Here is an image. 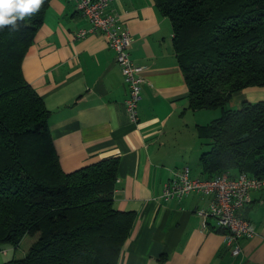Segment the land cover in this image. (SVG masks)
<instances>
[{"label":"crops","instance_id":"1","mask_svg":"<svg viewBox=\"0 0 264 264\" xmlns=\"http://www.w3.org/2000/svg\"><path fill=\"white\" fill-rule=\"evenodd\" d=\"M108 11L129 29L130 56L143 66L138 124L125 110L129 90L106 37L99 31L74 37L89 23L73 0H52L22 61L25 80L50 112L62 170L118 159L113 207L135 216L120 264H264V190L251 191V202L238 211L257 234L239 241L237 256L224 228L212 219L203 226L197 211L208 208L209 196L160 197L164 181L184 165L193 177H202L199 158L209 146L197 126L214 119L213 112L188 107L172 25L153 0H115ZM246 101H264V86L233 92L229 106L240 108ZM7 248L12 249H0V264L10 259Z\"/></svg>","mask_w":264,"mask_h":264},{"label":"trees","instance_id":"2","mask_svg":"<svg viewBox=\"0 0 264 264\" xmlns=\"http://www.w3.org/2000/svg\"><path fill=\"white\" fill-rule=\"evenodd\" d=\"M51 2L20 30H0V249L38 234L23 257L2 264H120L135 216L113 207L118 159L64 172L50 112L23 75ZM153 2L171 22L188 107L220 112L197 126L209 146L199 158L202 177L264 176V101L229 106L233 92L264 86V0Z\"/></svg>","mask_w":264,"mask_h":264},{"label":"built area","instance_id":"3","mask_svg":"<svg viewBox=\"0 0 264 264\" xmlns=\"http://www.w3.org/2000/svg\"><path fill=\"white\" fill-rule=\"evenodd\" d=\"M73 1L76 9L89 23L88 28L78 30L74 37L83 39L97 31L106 37L108 46L115 52V60L129 90L124 102L125 110L129 120L138 124L143 66L135 63L130 56L132 38L129 29L120 25L117 13L108 11L109 5L115 0ZM253 190H264V176L257 177L245 171L236 176L221 172L204 179L193 177L190 167L184 165L172 171L171 176L164 181L160 197L164 200L180 199L190 193L209 196L208 208L197 211L203 218V226L206 227L207 221L212 219L217 226L224 228L227 231V242L233 244L230 252L237 256L241 251L239 241L257 234L254 225L238 214L240 209L251 202L250 192Z\"/></svg>","mask_w":264,"mask_h":264},{"label":"clouds","instance_id":"4","mask_svg":"<svg viewBox=\"0 0 264 264\" xmlns=\"http://www.w3.org/2000/svg\"><path fill=\"white\" fill-rule=\"evenodd\" d=\"M45 0H0V30L18 31L22 22L42 8Z\"/></svg>","mask_w":264,"mask_h":264},{"label":"rangeland","instance_id":"5","mask_svg":"<svg viewBox=\"0 0 264 264\" xmlns=\"http://www.w3.org/2000/svg\"><path fill=\"white\" fill-rule=\"evenodd\" d=\"M208 112H213V116L214 118L220 115L219 110H210ZM38 237V234H34V235H26V237L22 240L21 243H19L18 246H16V248L14 249V247L11 248H7L8 250V255H7V259H11V258H20L24 256V253H26L25 251H27L28 246L31 245V242H33L34 240H36Z\"/></svg>","mask_w":264,"mask_h":264},{"label":"water","instance_id":"6","mask_svg":"<svg viewBox=\"0 0 264 264\" xmlns=\"http://www.w3.org/2000/svg\"><path fill=\"white\" fill-rule=\"evenodd\" d=\"M247 135H248L247 133H246V134H243V135L241 136V138H245Z\"/></svg>","mask_w":264,"mask_h":264}]
</instances>
